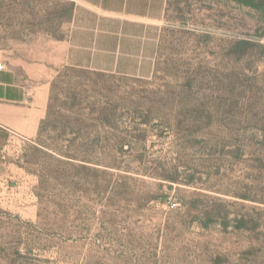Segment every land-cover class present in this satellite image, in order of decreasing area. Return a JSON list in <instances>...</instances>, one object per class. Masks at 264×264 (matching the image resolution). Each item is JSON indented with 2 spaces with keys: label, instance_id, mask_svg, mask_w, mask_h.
<instances>
[{
  "label": "rangeland",
  "instance_id": "rangeland-1",
  "mask_svg": "<svg viewBox=\"0 0 264 264\" xmlns=\"http://www.w3.org/2000/svg\"><path fill=\"white\" fill-rule=\"evenodd\" d=\"M70 13L0 0V50ZM47 72L40 136L0 128V264H264V0H169L148 78Z\"/></svg>",
  "mask_w": 264,
  "mask_h": 264
},
{
  "label": "crops",
  "instance_id": "crops-1",
  "mask_svg": "<svg viewBox=\"0 0 264 264\" xmlns=\"http://www.w3.org/2000/svg\"><path fill=\"white\" fill-rule=\"evenodd\" d=\"M71 13L62 39L29 53L20 70L12 52L0 50V128L30 141L48 116L53 67H71L137 79L154 71L157 39L169 0H59ZM40 68L43 69L40 71Z\"/></svg>",
  "mask_w": 264,
  "mask_h": 264
},
{
  "label": "trees",
  "instance_id": "trees-1",
  "mask_svg": "<svg viewBox=\"0 0 264 264\" xmlns=\"http://www.w3.org/2000/svg\"><path fill=\"white\" fill-rule=\"evenodd\" d=\"M241 44H251V43H249L248 41H243V42H241ZM68 69L70 68V69H75V68H71V67H67ZM44 123L45 122H43L42 123V126H41V133H42V129H43V126H44ZM71 159H73V158H71ZM73 160H76V159H73ZM82 162H85V163H87V161H84V160H81ZM245 200H247V198H245Z\"/></svg>",
  "mask_w": 264,
  "mask_h": 264
},
{
  "label": "built area",
  "instance_id": "built-area-1",
  "mask_svg": "<svg viewBox=\"0 0 264 264\" xmlns=\"http://www.w3.org/2000/svg\"><path fill=\"white\" fill-rule=\"evenodd\" d=\"M3 67H4V66L0 63V71L3 69Z\"/></svg>",
  "mask_w": 264,
  "mask_h": 264
}]
</instances>
